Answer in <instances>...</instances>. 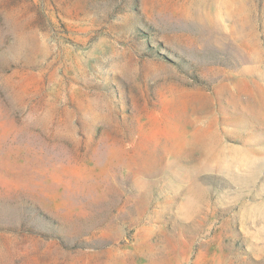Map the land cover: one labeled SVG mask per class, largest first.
Masks as SVG:
<instances>
[{"label":"rangeland","instance_id":"374dc122","mask_svg":"<svg viewBox=\"0 0 264 264\" xmlns=\"http://www.w3.org/2000/svg\"><path fill=\"white\" fill-rule=\"evenodd\" d=\"M0 264H264V0H0Z\"/></svg>","mask_w":264,"mask_h":264}]
</instances>
